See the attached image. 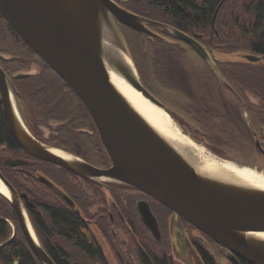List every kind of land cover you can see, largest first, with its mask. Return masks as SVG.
Returning a JSON list of instances; mask_svg holds the SVG:
<instances>
[{
  "label": "water",
  "instance_id": "1",
  "mask_svg": "<svg viewBox=\"0 0 264 264\" xmlns=\"http://www.w3.org/2000/svg\"><path fill=\"white\" fill-rule=\"evenodd\" d=\"M0 13L16 34L78 95L98 129L112 165L105 169L95 167L37 139L24 123L10 78L0 66L4 118L13 140L23 151L85 179L117 182L145 192L171 209L176 219L181 216L224 247L233 260L236 256L248 264H264V238L259 235L264 233V189L198 169L132 105L112 82L109 71L112 67L143 97L169 114L174 111L140 80L118 23L158 40L166 38L150 26L168 29L192 47L226 84L216 61L256 63L263 57L237 51L214 60L196 36L136 14L115 0H0ZM108 43L126 53L136 74L115 50L107 48ZM249 126L256 146L264 154L250 121ZM209 152L221 161L227 160ZM21 163L14 160L9 164ZM40 179L49 183L44 176ZM0 181L8 191L5 197L15 210L31 250L42 264H54L38 241L25 210L21 198L27 195H20L1 171ZM141 206L145 223L160 237L149 206L146 203Z\"/></svg>",
  "mask_w": 264,
  "mask_h": 264
},
{
  "label": "flooded vegetation",
  "instance_id": "2",
  "mask_svg": "<svg viewBox=\"0 0 264 264\" xmlns=\"http://www.w3.org/2000/svg\"><path fill=\"white\" fill-rule=\"evenodd\" d=\"M115 1L121 4L120 1ZM128 1L138 5V0ZM224 1L225 0H222L220 4H222ZM247 2H256L260 4L262 0H240V4L243 6V9L242 13L240 14L241 46L239 51L258 55L264 58L262 51H259L252 46L248 47L247 45V39L244 34L247 29L245 23ZM121 5L126 9L139 14L131 8H128L125 4ZM139 15L151 20H155L142 14ZM166 25L173 27L169 24ZM150 28L160 36L169 38L171 43L168 44V46L173 48L175 51L185 52L186 54H189L188 56L192 57L191 59L195 57L194 51H192L190 47H187L183 43L170 37L168 29L155 26H150ZM191 36H196L197 38L198 36H202V34L194 32ZM160 41L162 42V40ZM198 41L207 49L208 52H210L203 42L200 40ZM143 44L146 46V48L149 47V49L154 47L162 50V45L158 46L157 42L152 43L148 39H144ZM144 51L146 52V50ZM35 55L36 57L27 61L26 67L20 71L21 76L25 77L28 76V74H38L42 70L43 63L41 61L43 60L36 53ZM11 57L12 56L9 54V52H6L2 58L9 59ZM16 57L20 58V55H17ZM2 58H0V66L10 78L11 88L19 113L31 133L37 139L46 143L47 145L64 149L65 151L83 159L95 167L101 169L111 167V159L103 146L98 129L89 112L88 117L86 112L82 111L80 114V121H76V117L64 119L50 117L45 121L43 117L45 114L42 116L39 111H37V109L30 113L32 116L31 118L27 117L25 112H23L15 94L14 86H16V83H14L13 77H15L17 72H13L10 68H8L7 63H3L4 61ZM134 59L136 61L138 73L143 85L156 98L171 107L174 112L169 111V114L174 120L176 119L180 122L179 124L175 120L180 126H182L183 131L185 130L183 128L184 124L182 120H189L187 123L191 127H194L196 130L200 129L201 126H199L193 120L192 116L196 115L195 112L198 110L195 109L196 105L202 102L204 93L200 92V84L197 83V85L191 82L189 78V72L186 74L188 81L185 83V92L180 91V95L176 97L174 95H171V97L166 96L172 100L168 101L162 98V94H164L163 92L165 91L163 87H159L158 94L151 89V85L148 83L153 85V82H151L149 79L145 67L142 66L141 62L135 55ZM251 64H256L254 66H257L256 68H264V61H258ZM251 64L245 61L227 65L218 64V69L228 83V85L225 83H223L225 84L223 85L222 83L218 82L219 80L215 77L213 71L208 67V65L202 61H195V59L193 63V65L196 67L195 69L197 70L196 73L199 80L201 79L200 81L202 84L208 87V92H210L211 96L218 102H221L223 108L226 109L227 112L231 113L233 109L238 112V114L235 116H239V118H241V115L245 114L243 112L244 108L248 111L256 128L257 135L260 138L259 140L261 146L264 147V139L259 134L262 122H260L261 115L257 113L255 107H251L253 105H258L262 99L256 96L255 93L242 91V89H245V69ZM181 68H183V66ZM224 68L228 70L226 71V74L232 71L234 74L240 75L239 78H232L234 80L238 79L236 82L240 84L239 88L234 85V81L231 78L226 76ZM205 72L209 74L207 79L203 77ZM204 80L207 82H204ZM187 102H190L189 105L191 106L190 109L192 111V115H189L188 113L190 109L188 108V105L186 106ZM180 103H182V105H180ZM227 112H225L227 114L226 116L230 117V114ZM218 114L220 115V113ZM213 115L214 116L210 117L211 121L219 122V116H216L215 114ZM46 122L51 124L50 128ZM76 123H78V125L81 124V126L79 128H73L71 134L74 137H79L80 135L89 136L95 146L93 152L79 149L75 143L70 141L68 137L59 133L62 126L65 127L69 124L74 126ZM192 138L196 142L202 143L206 146L210 145L219 148L221 147L220 144L214 142L213 140L208 141L207 143V141H205L207 139ZM210 146L208 147L211 148ZM17 147L20 148L18 145ZM23 152L24 153L13 152L8 150L6 145L0 146V171L20 195L24 193L27 195V198H21L25 210L28 214L38 241L40 242L44 251L53 260L54 264H63V262H65V264H147L148 262L149 264H155V260L163 259L167 260L168 264H193L188 257L190 256L189 251L191 252V256L195 257L194 260H196L198 264H235L234 260L238 264H247L245 260L236 256L233 260L231 254L225 250L224 247L215 242L203 231L195 227L181 216H178L176 219L174 212L163 205L162 202H160L155 197L125 184L112 181L94 182L85 179L59 165L40 160L38 158L32 157L25 151ZM1 154H6V156ZM14 160L21 161L22 163L16 166H11L9 163ZM38 168H45L46 171L43 172ZM7 169H16L18 171L31 174L35 172V174L38 175L39 180L44 184H47L50 188L44 190L41 185L35 184L34 182V189L36 190L37 194L36 197H32L27 192L17 190L11 179L6 174ZM41 176L46 177L49 180V183H46L40 179ZM142 203H146L154 215L157 221L160 237H156L145 223L141 212ZM12 209L16 218V222L0 215V220L8 222L12 228L10 237L0 241V244L11 242L15 239L18 231L22 232L15 210L13 207ZM56 211L72 212L81 223L85 231L88 233L89 237L93 241L94 247H90L86 244L84 245L78 238L68 234L64 228H60L54 219V214ZM162 211L167 212L168 217H172L175 227L178 228V232L175 233H172L170 230V235L172 234L173 239H177L176 241L172 239L176 245V249L172 247L174 244H172V242L170 243L169 237L164 234L162 229L160 218V212ZM189 234L191 237H193V240H191V238L188 236ZM33 255L35 256L34 253ZM153 257L155 258L154 260H152Z\"/></svg>",
  "mask_w": 264,
  "mask_h": 264
},
{
  "label": "trees",
  "instance_id": "3",
  "mask_svg": "<svg viewBox=\"0 0 264 264\" xmlns=\"http://www.w3.org/2000/svg\"><path fill=\"white\" fill-rule=\"evenodd\" d=\"M118 1L139 14L145 15L159 22L169 24L189 35H192L194 32L202 34V36H198L197 38L206 45L210 54L217 52L223 55H230L240 49V14L243 9V6L240 4V0H225L222 4H220L222 0H138V5L128 0ZM245 23L247 29L244 34L247 39L248 47H255V49L262 51V54H264V0H262L260 4L256 2H247ZM118 26L125 40V32L134 36V49L129 46L126 40L127 45L130 49L136 68L137 64L134 59V55L139 59L142 66L145 67L148 77H150L152 73L149 71L148 62L144 55V50H146V46L143 44L144 39H148L152 43L157 42L158 46L162 45V61H164L163 57L165 55L175 54V50L168 46V44L171 43L169 38H166V40H162L161 42L158 39H150L147 36H144L141 33H138L119 23ZM168 32L170 33V37L172 39L190 47L188 44L177 38L171 31ZM190 49L194 51L192 47H190ZM6 52H9L12 57L9 59L2 58ZM17 55H20V58H17ZM194 56L195 57H193V59H195V61H202L208 65L195 51ZM35 57V53L18 37V35L0 14V58L3 59V63H7L8 68H10L13 72H17L15 77H13L14 83H16V86H14L15 94L23 112H25L27 117L31 118L32 116L30 113L35 111V109H37L42 116L45 114V116H43L45 121L50 117L57 119L76 117V121H80L79 119L81 118L80 114L82 111H85L89 117L86 107L73 89L53 69L40 59L39 60L43 64L42 70L38 74H28V76L25 77L20 75V71L26 67L27 61ZM260 61L263 62L264 58ZM238 62L240 63L241 61L229 59L227 61H216L215 64L217 66L218 64L227 65ZM255 65L251 64L245 69V89H242V91L255 93L256 96L262 99L258 105H253L251 107H255L257 113L261 115L262 120L259 116L260 122L262 121L259 134L264 139V68H256L257 66L254 67ZM178 67H180L179 63ZM224 70L226 74V71L228 70L225 68ZM175 76L177 79L179 78L177 71ZM226 76L232 79L234 77L239 78L240 75L234 74L231 71L226 74ZM203 77L207 79L209 74L205 72ZM200 80L198 84L201 85L199 86L201 88L200 92L204 93L203 99L202 102L196 105L195 109L198 110L195 112L196 115H193L192 117L199 126L204 125L208 128V135L206 134L205 136L208 141L213 140L221 145L220 148L208 145L211 147L210 149L221 156H227L228 151L225 150V147H229L231 149L230 151L239 155L250 154V151L254 149L253 146L249 145L253 135L247 119L242 115L241 118H239V116H235L238 112L233 109L231 113L227 112L226 109L223 108L222 103L218 102L211 96L210 92H208V87L203 85ZM232 80L234 81V85L239 88L240 84L236 82L238 79ZM204 82L207 81L204 80ZM218 82L222 83L220 80ZM184 89H186L185 86ZM179 92L180 91H178V93ZM180 105H182V103H180ZM188 108L190 109L191 106L188 105ZM225 112L229 113L231 118L227 117ZM188 113L189 115H192L191 109ZM218 113H220L221 116ZM213 114L219 116V122L211 121L210 117L214 116ZM46 124L49 128L51 127L50 123L48 124V122H46ZM80 126L81 124L78 125V123L74 126H71L70 124L65 127L62 126L63 129L61 128L62 130L60 129L59 133L68 137L70 141L75 143L79 149L93 152L95 146L89 136L80 135L79 137H74L71 134L73 128H79ZM230 142H233V144H230ZM5 145L8 147V150L24 153L17 147L10 135L3 116L0 100V146ZM38 169L43 172L46 171L45 168ZM6 174L11 179L17 190L27 192L32 197H36L37 194L34 189V182L35 184L41 185L44 190L50 188L47 184H44L39 180L38 175L35 174V172L31 174L18 171L16 169H7ZM0 215L16 222L10 202L1 194ZM54 219L58 223L59 227L64 228L68 234L78 238L84 245L86 244L90 247H94L93 241L89 237L88 233L72 212L56 211ZM11 233L12 228L9 223L0 220V241L9 238ZM154 259L155 258L153 257L152 260ZM154 263L168 264L165 259L155 260ZM0 264L42 263L33 255L23 233L18 231L14 240L0 246ZM63 264H65V262H63ZM147 264H149V262Z\"/></svg>",
  "mask_w": 264,
  "mask_h": 264
},
{
  "label": "bare ground",
  "instance_id": "4",
  "mask_svg": "<svg viewBox=\"0 0 264 264\" xmlns=\"http://www.w3.org/2000/svg\"><path fill=\"white\" fill-rule=\"evenodd\" d=\"M107 48L115 50L126 66L136 74V70L129 57L119 48L108 43ZM112 82L132 103V105L152 124L162 135L172 142L190 161L200 170L232 180L246 183L251 186L264 189V171L260 172L254 168L240 165L237 162L217 159L205 147L197 143L182 127L171 118L162 108L156 106L137 92L125 79L112 67L109 68ZM58 154L67 156L61 151ZM0 194L8 196L6 187L0 181ZM264 238V233L259 234Z\"/></svg>",
  "mask_w": 264,
  "mask_h": 264
},
{
  "label": "rangeland",
  "instance_id": "5",
  "mask_svg": "<svg viewBox=\"0 0 264 264\" xmlns=\"http://www.w3.org/2000/svg\"><path fill=\"white\" fill-rule=\"evenodd\" d=\"M124 34H125V37H126V40L129 44V46H131V48L134 49V46H135L134 36L128 32H125ZM144 54H145V59H147V62H148L149 71L152 73V75L149 77V79L151 80V82H153V85L150 83H148V84L151 85L150 86L151 89L157 94L159 91V87H161V88L163 87V89L165 90L163 92L164 94H162L163 99L171 101L170 99L166 98V96L171 97V95H174L176 97V96L180 95L178 93V91L185 92L184 86L186 87L185 83L188 81V79L186 77V74H187L186 71L189 72V78H190L192 83H194V84L199 83V78H198V75L196 73L197 70L195 69L196 67L193 65L194 59H191L192 57L188 56L189 54H186L185 52H180V51H178V52L175 51L174 55L167 53L168 55H165L163 57L164 61H162V50H160L158 48L152 47L151 49H149V47H147L146 52H144ZM212 54H213V56H212ZM212 54H211V56L213 59H216V58L220 59L224 56L223 54H219L217 52L212 53ZM191 61H193V62H191ZM178 63H179L180 67H178ZM182 66H183V68H181ZM165 67H166V69H165ZM176 71L179 75L178 79L175 76ZM160 93H161V91H160ZM189 104H190V102L186 103V105H189ZM167 106L170 107L169 105H167ZM242 116L247 119L248 124L250 121L252 128L254 129V131L257 134L256 128L254 126V123H253L248 111H246V114H243ZM176 121L180 124V122L178 120H176ZM182 121L184 124L183 128L185 130L184 131L185 134L189 133L190 135L189 134L188 135L190 137L192 136V137L198 138V139H200V138L206 139L205 136H206L207 132H209V131H207L208 130L207 127L202 125L200 127V129L196 130L194 127H191L187 123V122H189V120H186V121L182 120ZM226 128H228V127H226ZM257 137H258V139H260L258 135H257ZM205 141H207V143H208V140H205ZM230 144H233V142H230ZM200 145L205 147L208 151H212L208 146L203 145L202 143H200ZM249 145L253 146L254 149L252 151H250V154H248V155L247 154L239 155L235 152L230 151L231 149L229 147H225L226 148L225 150L228 151L227 156H221V155H219V156L224 158V159L237 162L240 165L248 166V167L254 168L260 172H263L264 171V154L256 146L254 137L252 138ZM1 155H3V154H1ZM3 156H6V154H4ZM167 214L168 213L165 211L160 212L162 229L164 231V234L169 237L170 243L172 242V244H174V242L172 241L173 236H172V234L170 235V230L172 233H175V232H178V228L175 227V224L173 223L172 217L171 216L168 217ZM188 236L191 238V240H193V237H191L190 234ZM185 238H187V237H185ZM173 240L176 241L177 239H173ZM172 247L176 249L175 244ZM189 253H190V256H188V257L191 260V262L193 264H198L197 261L194 260L195 257L191 256L190 251H189Z\"/></svg>",
  "mask_w": 264,
  "mask_h": 264
}]
</instances>
